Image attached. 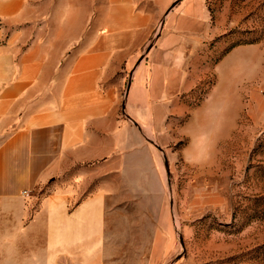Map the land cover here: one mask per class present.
<instances>
[{
  "label": "crops",
  "instance_id": "obj_1",
  "mask_svg": "<svg viewBox=\"0 0 264 264\" xmlns=\"http://www.w3.org/2000/svg\"><path fill=\"white\" fill-rule=\"evenodd\" d=\"M57 1L0 0V264H155L159 227L129 219L165 216L149 141L198 114L194 20L167 16L139 63L155 1Z\"/></svg>",
  "mask_w": 264,
  "mask_h": 264
},
{
  "label": "rangeland",
  "instance_id": "obj_2",
  "mask_svg": "<svg viewBox=\"0 0 264 264\" xmlns=\"http://www.w3.org/2000/svg\"><path fill=\"white\" fill-rule=\"evenodd\" d=\"M90 1L103 0L57 4ZM153 1L155 28L138 62L167 16L193 19L187 66L196 85L187 103L198 114L149 141L162 161L165 216H132L129 224L159 227L155 264H264V0ZM129 72L119 73L120 114ZM41 194L33 192L32 202ZM139 252L145 263L148 251Z\"/></svg>",
  "mask_w": 264,
  "mask_h": 264
},
{
  "label": "water",
  "instance_id": "obj_3",
  "mask_svg": "<svg viewBox=\"0 0 264 264\" xmlns=\"http://www.w3.org/2000/svg\"><path fill=\"white\" fill-rule=\"evenodd\" d=\"M150 47H151V45H149L147 47V50H149ZM129 86H130V78H128V82H127V85H126L125 97H126V95L128 93ZM122 110H124V103L122 104Z\"/></svg>",
  "mask_w": 264,
  "mask_h": 264
}]
</instances>
